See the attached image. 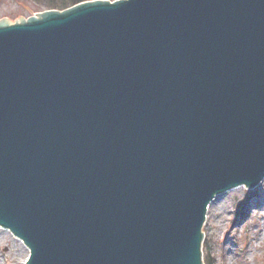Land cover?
I'll list each match as a JSON object with an SVG mask.
<instances>
[{
    "label": "water",
    "instance_id": "water-1",
    "mask_svg": "<svg viewBox=\"0 0 264 264\" xmlns=\"http://www.w3.org/2000/svg\"><path fill=\"white\" fill-rule=\"evenodd\" d=\"M263 180L264 0L0 19V227L26 264H204L209 205Z\"/></svg>",
    "mask_w": 264,
    "mask_h": 264
},
{
    "label": "rangeland",
    "instance_id": "rangeland-1",
    "mask_svg": "<svg viewBox=\"0 0 264 264\" xmlns=\"http://www.w3.org/2000/svg\"><path fill=\"white\" fill-rule=\"evenodd\" d=\"M44 11L33 0H0V19L11 22ZM203 232V251L212 264H264V180L254 188L241 186L218 195ZM29 256L24 242L0 227V264H26Z\"/></svg>",
    "mask_w": 264,
    "mask_h": 264
},
{
    "label": "trees",
    "instance_id": "trees-1",
    "mask_svg": "<svg viewBox=\"0 0 264 264\" xmlns=\"http://www.w3.org/2000/svg\"><path fill=\"white\" fill-rule=\"evenodd\" d=\"M39 7L43 10H66L70 7L84 3L90 0H33ZM113 1V0H111ZM213 260V259H212ZM206 264H212L211 259L206 255L205 257Z\"/></svg>",
    "mask_w": 264,
    "mask_h": 264
},
{
    "label": "bare ground",
    "instance_id": "bare-ground-1",
    "mask_svg": "<svg viewBox=\"0 0 264 264\" xmlns=\"http://www.w3.org/2000/svg\"><path fill=\"white\" fill-rule=\"evenodd\" d=\"M261 184V183H260ZM235 190V189H234ZM263 211V210H262Z\"/></svg>",
    "mask_w": 264,
    "mask_h": 264
}]
</instances>
